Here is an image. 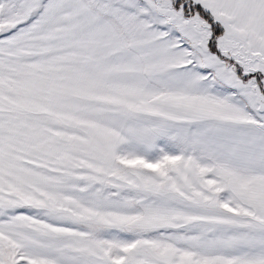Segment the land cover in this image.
I'll use <instances>...</instances> for the list:
<instances>
[{"label": "snow or ice", "instance_id": "1", "mask_svg": "<svg viewBox=\"0 0 264 264\" xmlns=\"http://www.w3.org/2000/svg\"><path fill=\"white\" fill-rule=\"evenodd\" d=\"M0 264H264V0H0Z\"/></svg>", "mask_w": 264, "mask_h": 264}]
</instances>
